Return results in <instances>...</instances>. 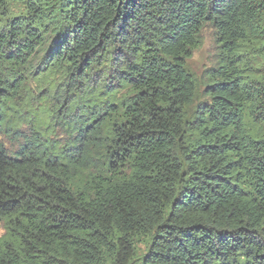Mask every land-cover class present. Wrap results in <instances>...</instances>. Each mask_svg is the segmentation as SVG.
Listing matches in <instances>:
<instances>
[{"label":"trees","instance_id":"obj_1","mask_svg":"<svg viewBox=\"0 0 264 264\" xmlns=\"http://www.w3.org/2000/svg\"><path fill=\"white\" fill-rule=\"evenodd\" d=\"M0 231V264H264V0H0Z\"/></svg>","mask_w":264,"mask_h":264},{"label":"rangeland","instance_id":"obj_2","mask_svg":"<svg viewBox=\"0 0 264 264\" xmlns=\"http://www.w3.org/2000/svg\"><path fill=\"white\" fill-rule=\"evenodd\" d=\"M215 44L212 33L209 29H204L202 33V44L188 60V69L199 80L201 86L205 82L206 70L211 68L215 62ZM1 234V231H0Z\"/></svg>","mask_w":264,"mask_h":264}]
</instances>
